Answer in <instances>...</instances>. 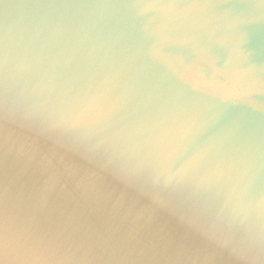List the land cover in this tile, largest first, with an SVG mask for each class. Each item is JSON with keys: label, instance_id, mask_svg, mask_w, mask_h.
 <instances>
[{"label": "water", "instance_id": "1", "mask_svg": "<svg viewBox=\"0 0 264 264\" xmlns=\"http://www.w3.org/2000/svg\"><path fill=\"white\" fill-rule=\"evenodd\" d=\"M0 264H264V0H0Z\"/></svg>", "mask_w": 264, "mask_h": 264}]
</instances>
